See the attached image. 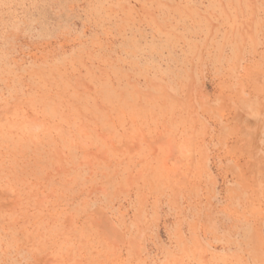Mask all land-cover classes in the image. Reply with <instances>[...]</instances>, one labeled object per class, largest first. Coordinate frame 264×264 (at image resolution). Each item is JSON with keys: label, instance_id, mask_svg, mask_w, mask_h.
<instances>
[{"label": "rangeland", "instance_id": "obj_1", "mask_svg": "<svg viewBox=\"0 0 264 264\" xmlns=\"http://www.w3.org/2000/svg\"><path fill=\"white\" fill-rule=\"evenodd\" d=\"M0 264H264V0H0Z\"/></svg>", "mask_w": 264, "mask_h": 264}, {"label": "bare ground", "instance_id": "obj_2", "mask_svg": "<svg viewBox=\"0 0 264 264\" xmlns=\"http://www.w3.org/2000/svg\"><path fill=\"white\" fill-rule=\"evenodd\" d=\"M48 114V113H47ZM55 116V115H54ZM59 118V117H58ZM139 119V118H138ZM99 122V121H98ZM27 125V124H26ZM31 125V124H30ZM29 126V125H28ZM66 129V128H65ZM37 132V131H36ZM51 147V146H50Z\"/></svg>", "mask_w": 264, "mask_h": 264}]
</instances>
